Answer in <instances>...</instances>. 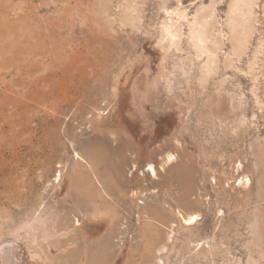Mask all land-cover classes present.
<instances>
[{"label":"rangeland","instance_id":"1","mask_svg":"<svg viewBox=\"0 0 264 264\" xmlns=\"http://www.w3.org/2000/svg\"><path fill=\"white\" fill-rule=\"evenodd\" d=\"M0 264H264V0H0Z\"/></svg>","mask_w":264,"mask_h":264},{"label":"bare ground","instance_id":"2","mask_svg":"<svg viewBox=\"0 0 264 264\" xmlns=\"http://www.w3.org/2000/svg\"><path fill=\"white\" fill-rule=\"evenodd\" d=\"M175 159V157L169 155L166 157L165 159V163H171L173 160ZM149 169L152 173L153 176L156 175L155 169L153 168V166H149ZM60 178V176L58 177V179ZM245 185H248L249 181L247 179H245ZM200 219V215L198 213H188L186 215V217H184V223L187 227H192L194 226Z\"/></svg>","mask_w":264,"mask_h":264}]
</instances>
